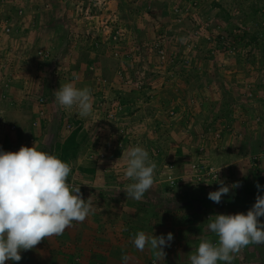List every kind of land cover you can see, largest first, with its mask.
Returning a JSON list of instances; mask_svg holds the SVG:
<instances>
[{"label":"rangeland","instance_id":"obj_1","mask_svg":"<svg viewBox=\"0 0 264 264\" xmlns=\"http://www.w3.org/2000/svg\"><path fill=\"white\" fill-rule=\"evenodd\" d=\"M262 8L264 0H0V88L3 87L8 95L10 87L4 86H22L20 82L27 81L29 87H33L29 90L26 85L28 93L25 96L30 103L41 95L48 96V100L51 97L52 124H57L55 119L60 116L69 114L70 119L79 116L75 108H60L53 93L61 84L74 82L71 72L79 66L93 68L89 77L94 76L91 79L95 85H104L108 91L120 85L128 92L131 90L121 96L130 99L126 107L117 104L122 107L117 113L119 116L138 110L151 114L145 106L147 102L154 100L160 106L163 102V118L167 120L157 126L158 138L152 140L147 132L138 130L139 123L131 128L130 142L133 143L129 145L145 148L155 164L161 162L159 181L164 189L180 188L178 183H184L185 179L194 182L199 195L193 198L202 201L195 204V208L201 223L207 227L209 218L220 213V206L226 208L225 215H234L235 208L226 197H222L219 204L208 199V194L220 186L210 183L209 188H202L193 179L192 165L219 168L220 176L228 186L239 182L241 186L231 190L235 197L242 192H253V200L249 198L250 207L256 203L257 195L264 196ZM226 13L229 15L227 22L221 18ZM5 26L11 29L10 33H5ZM238 32L241 36L247 33V39L238 41L239 37L231 36ZM258 33L263 34L253 40ZM220 35L225 37L227 44L219 49ZM2 82L5 83L3 86ZM41 84L44 87L37 89ZM17 89L20 93L21 88ZM2 94L5 93L0 92V96ZM97 97L93 100L94 118H81L80 123L83 128L95 120L94 134L102 137L119 123L113 124L107 117L113 102L102 100L103 94ZM178 101L182 105L188 101L186 108L197 117L193 126L186 123L187 118H181L177 124L179 130L185 135H193L197 141L192 147L184 144L186 156L192 160L186 163L187 173L183 175L176 165L158 157L157 151L159 143L165 145L171 141L165 130L171 129L167 125L180 114L178 109L182 105H177ZM167 103L173 105L169 107ZM136 105L141 106L137 108ZM220 107L223 109H218ZM214 110L220 113L219 116L229 118L202 123L204 117L212 118L210 115ZM74 126H77L75 122ZM48 139L44 144L51 147L52 142ZM225 151L231 155L229 162L225 161ZM103 158L106 163V156ZM168 173L175 179L174 185L168 182ZM80 189L84 197L89 188ZM183 194H178V198L188 197V194L181 196ZM168 195L170 198L162 208L173 211L178 204L170 202H175L177 195ZM155 200L148 207H153ZM245 209L242 208V212L247 214ZM260 222L264 223V217H260ZM204 239L218 242V237L207 228L204 238L194 240L197 242L194 249ZM232 263L264 264V245L243 248Z\"/></svg>","mask_w":264,"mask_h":264},{"label":"crops","instance_id":"obj_2","mask_svg":"<svg viewBox=\"0 0 264 264\" xmlns=\"http://www.w3.org/2000/svg\"><path fill=\"white\" fill-rule=\"evenodd\" d=\"M86 66L84 68L79 66L72 70L71 73L75 74L74 86L83 89L85 87L90 88L91 85L93 100L98 99L97 96L103 94L104 99L102 100L109 99L113 102V105L119 104L126 107V105L121 103V96L131 90L128 92L125 87L120 85L108 91L104 85H95L92 82V76L89 77L93 68ZM120 68L124 67L120 66ZM20 83H23L22 86L13 87V85L10 86L9 84L4 86L5 88L10 87L8 95L3 87L0 88V92H4L7 95L4 100L0 99V150L18 152L22 146L31 148L36 145L39 151L47 153L53 151L52 154H55L56 147L62 145L71 134V131H67L65 126L68 123L74 125V122L82 126L83 124L80 123L81 117L73 116L70 119L71 117L68 114L67 117L60 116V118H56L55 120H58V123L52 124L51 121L54 120L51 117L53 100L51 97V101L50 99L48 100V96L41 95V93V96L47 98L46 114L40 120V124L34 126V123L38 121L39 105L37 100L34 101V98L33 101L31 100L32 103H30L25 96L28 93L29 83L27 81H21ZM41 86L44 87L41 84L37 89H40ZM19 87L21 88L19 90L20 93L17 92ZM29 90H33V87H29ZM132 93L136 95L137 91H132ZM186 102L183 105L180 101L176 103L177 105H182L178 109L180 114H177V117L172 119L174 121H170L169 125H167L171 129L165 130L166 135L167 133L169 134L171 141L165 145L159 143L157 150L158 157L162 156L167 162L172 163L174 166L176 165L182 175L187 173L186 163L192 160V158L189 160L190 156H186V146L184 144L187 143L192 147L197 142L196 140L194 141L193 135L190 134L189 136L187 133L185 135L182 130L177 128L181 118H187L186 123L192 126L197 120L196 115L186 108V106H189L188 101ZM162 103L160 106V103L154 100L153 103L151 101L147 102L145 106H148L147 108L152 111L151 114L138 110L136 112L132 111L129 115H118L120 118L119 126L112 127L109 132L110 135L108 132H104L102 137L100 134H94L96 129L94 126L95 120L92 123H86L81 128L77 140L81 144L82 150H80L77 158L69 161L72 171L68 182L80 186V188H89L84 192L83 198L87 200L89 196H93L94 214L87 217L83 223L73 222V225L66 229L63 235L46 238L32 250L21 252V261H6L5 264H122L121 257L125 255L129 258L128 264H190L188 257L198 248L194 249L193 245L197 243L194 240L201 238V236L204 238L207 233V227H205L204 223H201L200 220L202 219L195 208V204L202 203V201L193 198L199 195L197 192L198 187L191 180L185 179L184 183H178L180 188L185 186L182 190L180 188L175 190L165 188V190L159 181V175L162 170L161 162H159L156 164L153 188L145 193L142 200L136 201L128 199L124 192L126 185L132 182L123 177V171L126 167L125 163L121 161L119 165L113 167L114 163L122 157L123 150L132 147L129 143H133L132 141L130 142L131 137L126 138L118 128L124 126L132 131V127L141 123L137 127L138 130L147 132L152 140H156L159 132L157 126H162L161 124L165 123L164 120H167L163 118L165 109L162 107ZM167 104H169V107L173 105V103ZM136 106L140 108L141 105ZM218 109L223 108L220 107ZM218 113V111L214 110L210 115L213 119L204 117L202 123L211 124L210 122L226 121L229 118L221 117ZM142 114L145 115L144 118ZM234 116L230 117L235 118ZM11 127H15V130H12ZM152 128H155V130H152ZM48 137L52 142L51 147H47L44 144V141H49ZM83 137L85 138L82 141ZM160 145L163 146L161 147ZM159 147L162 149L160 150ZM163 153L165 154L163 155ZM223 153L227 159L225 161L229 162L231 160L230 153L226 151ZM101 155L106 156V163H103L105 161L104 158L101 159ZM158 160L159 158H157ZM185 176L184 178H187ZM84 183L93 185L89 186ZM91 188H96L98 191L95 190V192ZM182 192L188 194V197L178 198V194ZM172 193L177 196L174 200L175 202L172 201L170 203H177L178 205L173 211L164 210L162 206L167 203L166 199L170 198L168 194ZM231 193L223 197H226L232 208H235V214L242 212V208H246L247 213L253 207H250L249 203V198L253 200V192H242L236 197L233 195L234 193ZM184 194L181 196H184ZM154 199H156L154 206L148 207L149 203ZM219 210H217L220 212L219 214H226V208L223 206H220ZM139 231H144L146 234L154 236L164 235L166 237L170 232L174 235L173 241L170 242L171 246L164 249L167 253L164 260H157L154 252L148 248L140 252L134 247L132 241L135 234ZM218 264H223V261H218Z\"/></svg>","mask_w":264,"mask_h":264},{"label":"clouds","instance_id":"obj_3","mask_svg":"<svg viewBox=\"0 0 264 264\" xmlns=\"http://www.w3.org/2000/svg\"><path fill=\"white\" fill-rule=\"evenodd\" d=\"M53 93L60 108H75L81 118H94L90 88L80 89L70 82L61 84ZM121 161L126 165L123 177L132 181L124 189L127 198L142 200L154 186L155 162L141 146L123 150L113 167ZM71 171L68 163L37 150L36 145L22 146L18 152L0 150V264L21 261V252L32 250L46 238L63 235L73 222L83 223L94 214L93 196L85 200L80 186L68 182ZM240 186L239 182L231 186L220 182L219 189L210 192L208 199L219 204L223 196ZM256 187L259 189L260 185ZM213 217L209 218L207 228L218 237V242L202 240L189 256L190 264H218V261L232 264L243 248L264 245V223L260 222V217H264V196L257 195L247 214ZM173 239L171 232L165 237L139 231L132 242L138 251L148 248L157 260H164L167 255L164 249L171 246ZM128 259L122 256V264H128Z\"/></svg>","mask_w":264,"mask_h":264},{"label":"built area","instance_id":"obj_4","mask_svg":"<svg viewBox=\"0 0 264 264\" xmlns=\"http://www.w3.org/2000/svg\"><path fill=\"white\" fill-rule=\"evenodd\" d=\"M5 33H10L11 29L9 27L5 26L4 29ZM163 53V52H162ZM164 58V56H163ZM5 83L2 82V86ZM7 96L5 94H2L0 96V99H5ZM38 105H39V110H38V121L34 123V126H37L40 124V120H42L45 117V106L47 103V98L40 96L37 99ZM122 110L121 106H117V105H113V107L111 106L109 108V110H107V117L108 119H110L111 122H113V124H118V122L120 121V118L118 117L117 113ZM12 130H15V127H11ZM65 129L67 131H72L74 129V125L71 123H68L65 126ZM119 131H121V133L127 138L129 136H131V131L127 128V127H119L118 128ZM92 158V156H90ZM100 157H104V155H101ZM191 169H193V179L195 180V182L200 185L202 188H209L212 184H216L220 186V182H223V179L220 176V169L217 168L215 169L214 167H199L196 165H192ZM169 170V169H168ZM169 174V173H168ZM167 180L171 185H174V183L176 182L175 179H173L172 175H167Z\"/></svg>","mask_w":264,"mask_h":264},{"label":"trees","instance_id":"obj_5","mask_svg":"<svg viewBox=\"0 0 264 264\" xmlns=\"http://www.w3.org/2000/svg\"><path fill=\"white\" fill-rule=\"evenodd\" d=\"M261 10H264V9L262 8V9H260V11ZM256 12H257V10H256ZM221 18L225 22H227L229 20L228 13L221 15ZM230 33L233 34V31H230ZM261 34H263V33H258L254 38L252 37L253 40H258V38ZM231 36H234L236 39H237V37H239L238 41H243V40L247 39V37H248L247 33L242 34V36H241L240 32L235 33L234 35H231ZM224 39H225V37H222V35H220L218 37L217 45H218L219 49H220V47L225 46V44H227ZM259 48L261 49L260 45H259ZM212 51H213L212 49L209 50L210 53H212ZM129 100L123 98L121 100L122 105H126L127 103H129L130 102ZM122 114L123 113H121V115ZM81 128H82V126L77 124V126L71 131V134L69 135L68 139L62 145H59L58 147H56L55 155L58 158H60L63 162H66L69 164V161L71 159H75L79 156V153H80V150H82V147H81V144L78 142L77 137L80 134ZM84 138L85 137H83L81 140L83 141ZM52 153H53V151H51L49 154H52Z\"/></svg>","mask_w":264,"mask_h":264}]
</instances>
